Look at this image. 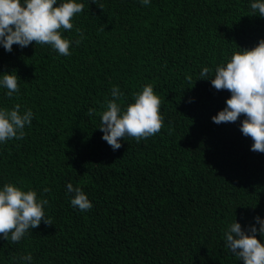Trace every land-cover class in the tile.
I'll use <instances>...</instances> for the list:
<instances>
[{
    "label": "trees",
    "instance_id": "1",
    "mask_svg": "<svg viewBox=\"0 0 264 264\" xmlns=\"http://www.w3.org/2000/svg\"><path fill=\"white\" fill-rule=\"evenodd\" d=\"M77 2L84 11L73 23L85 39L70 56L0 45V74L20 78L18 96L0 88V107L34 113L24 139L0 144V187L35 190L53 221L17 244L0 236V264H243L223 234L235 219L245 229L264 219V153L250 150L243 115L212 121L231 93L210 78L264 39V17L249 15L253 0ZM62 34L78 38L75 29ZM204 67L209 79L198 78ZM145 84L164 99V127L113 151L98 128L101 105L119 86L126 107ZM69 183L91 210L71 206ZM29 252L30 262L13 259Z\"/></svg>",
    "mask_w": 264,
    "mask_h": 264
},
{
    "label": "clouds",
    "instance_id": "2",
    "mask_svg": "<svg viewBox=\"0 0 264 264\" xmlns=\"http://www.w3.org/2000/svg\"><path fill=\"white\" fill-rule=\"evenodd\" d=\"M96 3V0H92ZM147 6L150 0H140ZM103 9V5H98ZM84 11V4L77 0H0V45L11 52L13 45L20 48L35 45H47L59 55L70 56L73 42L79 46L85 39L81 28L73 23L75 17ZM264 17V0L250 3L249 15ZM75 33L78 38L64 36V32ZM105 30V29H101ZM212 68L204 67L199 79H209ZM197 78V79H198ZM211 85L217 91L227 90L231 93L226 99V106L212 117L216 124L235 123L242 115L240 131L250 137L253 143L251 151L264 153V39L254 47L236 51L226 64L216 66ZM19 76L13 70L0 74V88L6 89L11 99L20 93ZM191 82V77H188ZM193 85V84H192ZM124 93L119 86L111 89V99L101 105L100 127L102 139L116 151L122 147L126 138L137 142L146 140L160 133L164 127L161 107L164 99L158 96L151 84H145L134 92V102L122 107L120 101ZM191 102V101H190ZM16 103L11 109L0 107V144L12 139L21 140L26 136L25 127H31L34 116L29 108L21 111ZM97 110L89 108L85 113L91 117ZM50 189L44 188V192ZM67 192L74 193L70 203L81 212L91 210L92 202L80 186L67 185ZM48 199L37 195L35 190H23L15 183H5L0 187V236L17 244L30 230L38 228L43 221L45 225L53 224L46 215L45 205ZM256 224L247 229L236 221L224 231V246L243 264H264V219L255 217ZM21 262L32 261V254L26 253L14 257Z\"/></svg>",
    "mask_w": 264,
    "mask_h": 264
}]
</instances>
